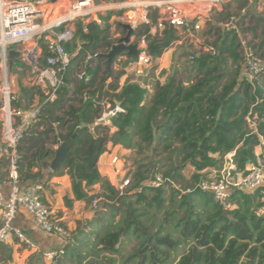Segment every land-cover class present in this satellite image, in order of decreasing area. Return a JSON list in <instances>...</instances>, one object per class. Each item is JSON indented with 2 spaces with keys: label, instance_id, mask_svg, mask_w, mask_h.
Returning <instances> with one entry per match:
<instances>
[{
  "label": "trees",
  "instance_id": "1",
  "mask_svg": "<svg viewBox=\"0 0 264 264\" xmlns=\"http://www.w3.org/2000/svg\"><path fill=\"white\" fill-rule=\"evenodd\" d=\"M108 20L109 16L100 17L102 25L77 21L74 38L64 45L65 49L72 51L79 44L81 56L107 54L112 43ZM260 27L262 46L264 24ZM224 34L215 56L201 55L187 61L198 75L195 82L184 86L168 79L163 85L157 84L147 106L142 105L147 90L135 82L127 81L119 92L117 86L105 90L104 76L108 72L106 64H98L99 59L85 70L90 77L86 86L76 78L78 66L74 59L56 98L41 106L37 120L24 131L17 148L18 178L21 183H34L49 168L57 141L71 139L82 124L88 125L73 140L68 150L71 159L54 171L68 174L75 201L90 205L92 199L98 198L104 210L110 208L109 215L94 212L98 224L90 235L95 231L98 235L84 245L88 256H108L86 264H116L122 243L129 238L134 239V251L119 264H264V217L258 214L262 208L259 190H232V209H225L213 194L198 187L206 179L201 172L221 170L228 154L233 153V174L244 172L248 162L255 161L254 148L260 143L256 134L246 132V116L256 115L258 134L264 141V79L249 84L242 77L237 40L230 33ZM148 40L147 53L155 59L170 47L174 37L166 32L161 39ZM133 61L128 58L126 64ZM13 66H18L16 61ZM85 89L90 97L83 102L80 97ZM95 98H108L111 107L114 102L121 104L123 113L110 119V127L91 129L101 112L93 102ZM42 99L40 96V103ZM110 129H114L111 134ZM154 141L157 145L152 148ZM107 144L141 154L150 148L166 154V169L157 172L163 184L159 188L150 184L156 172L143 159L145 162L134 169L130 185L122 192L116 191L96 167ZM186 165L194 170L189 179L182 173ZM33 168L38 172L33 174ZM5 176L6 173L2 178ZM95 185L100 186V192L89 196V189ZM63 201L66 208L71 207L72 200L65 197ZM71 239L72 234L68 241ZM181 245L188 246L187 252L174 262ZM92 248H97L96 252ZM69 252V256L63 252L67 261L74 259L81 264L80 260L87 258L81 255L80 247Z\"/></svg>",
  "mask_w": 264,
  "mask_h": 264
},
{
  "label": "built area",
  "instance_id": "2",
  "mask_svg": "<svg viewBox=\"0 0 264 264\" xmlns=\"http://www.w3.org/2000/svg\"><path fill=\"white\" fill-rule=\"evenodd\" d=\"M61 1L0 0V158L5 164V184L8 188L6 192L0 189V243L10 240L13 236L26 242L23 233L13 226L19 209L30 215L43 233L60 236L64 241L70 238V232L64 228L62 222L54 218L48 205L43 202L39 187L22 188L17 171V148L23 139L24 131L37 120L41 106L52 102L59 88L64 86V74L72 60L77 59V80L86 86L90 81L85 70L95 65L99 59L97 54L81 56L79 44L72 51H67L64 47L74 38L75 23L83 21L85 24L95 22L101 25L100 18H94L90 22H85L83 18L109 8L119 10L122 12L118 16L122 35H117L111 44L137 45L139 53L134 61L143 67L150 66L153 60L147 53L148 39L163 38L171 26L170 35H173L174 40L168 49L185 46L189 51L187 59L192 62L201 55H216L215 46L202 42L203 24L209 22L213 15L222 12V8L231 0H123L116 4L109 0L105 5H97L95 0H65L66 5L62 7H68L65 11L61 9ZM257 2L264 11V0ZM59 5V14L51 20V8L57 10ZM259 9L261 8L258 7L257 10ZM242 13L239 17L230 16L221 27L224 32L235 36L242 58V77L249 84H253L264 79V61L259 58L260 55L264 58V45L260 46L261 40L257 43L260 36L250 38L248 30H242L245 12ZM204 37L207 38L206 34ZM124 38H127V42H121ZM10 50L17 53L14 59L18 64L16 70L24 71L27 85L43 97L41 103L36 106L25 108L18 105L21 99L17 77L12 69H9ZM128 58L126 54H120L114 59L113 65H119ZM103 63L106 64L105 60ZM89 97L88 90H83L80 99L84 102ZM93 102L101 112L91 129L96 126H109L110 121H107V118L111 119L123 113L119 102H114L113 107L108 98H95ZM258 125L256 115L245 117L246 132L258 136L259 146L264 152V141L258 134ZM62 142L58 140L54 146L57 148ZM110 163L114 166L115 174V181L111 186L122 192L130 185L134 169L126 172L123 160L117 155L110 156ZM210 171L213 174H205V170L201 172L206 179H202L198 187L213 194L215 201L225 209H232L229 197L234 189L246 192L259 190L260 202L264 209V161H261L259 156L255 155V161L248 162L244 172L233 174L235 167L231 165L218 171ZM150 184L159 188L163 184L162 175L153 174ZM99 202L98 198L92 199L91 210L96 212ZM62 254L63 251L58 254L48 253L46 258L53 260ZM0 264L5 263L0 261Z\"/></svg>",
  "mask_w": 264,
  "mask_h": 264
},
{
  "label": "crops",
  "instance_id": "3",
  "mask_svg": "<svg viewBox=\"0 0 264 264\" xmlns=\"http://www.w3.org/2000/svg\"><path fill=\"white\" fill-rule=\"evenodd\" d=\"M172 51L173 49H167L162 53L160 57L152 60V62H154V68L151 71L152 76L150 77L152 83L149 79L145 80V77H148V74H144L142 70L145 67L136 64V62L134 61L129 62L128 64L125 63L126 67L124 65V68H120V74L118 75V77L112 76V72L118 71V65L114 64L112 72L107 71L108 74L104 76V89L107 90V88L111 86H117L116 92H119V90L127 81L135 82L147 90V96L145 97L142 105H144L146 101L150 102L155 93L156 85H163L167 81V79H164L163 74L168 73L169 69L172 66L174 67V64L171 65L172 63L170 61ZM127 60H124V62H126ZM103 62L104 60H100L98 64L101 65L103 64ZM132 64L134 66H132ZM187 67L189 66L187 65ZM16 69L17 66L16 68L15 66L12 67L13 72H16ZM189 70H192V73H196L195 68L189 67ZM133 71L136 75L134 77H139V80L137 79V81H133L132 79L128 78L129 74L133 73ZM182 84L184 86L188 85V83L185 82H183ZM23 86H25L29 91L28 93H30V95L28 96V101H31L29 107L31 105H38L40 103V96L37 95L36 92L27 85V83L25 82V78L23 81ZM30 96L31 99L29 98ZM20 99H22L21 95ZM22 105L23 107H25L24 103ZM110 125L111 124H109L108 127H110ZM113 132L114 129H110V134ZM158 134L159 133L157 132L156 137L158 136ZM156 144L157 141L155 145ZM52 148L53 150H56L55 146H53ZM105 150L106 151H104L98 157L96 161V167L101 177L106 179L112 185L115 181V174L114 166H112V164L110 163V156L118 154L121 158H126L130 153L134 151L123 149L121 146L112 147L110 144L106 145ZM254 154L259 156V159L261 161H264V152L260 146L254 148ZM232 156L233 153L228 154L229 163L227 162L226 167L230 165L234 166L231 160ZM52 158L53 155L50 157L49 163L51 162ZM1 162H3L4 164V161L0 158V163ZM123 162L125 161L123 160ZM191 170L194 171L192 167ZM205 171L207 173L210 170ZM37 172L38 168L32 169L33 174ZM192 173L190 174V176L192 175ZM4 175L5 169L0 167V189L6 192L8 188L5 184V178H2L4 177ZM184 177L185 179H189L186 176ZM21 186L23 189H27L31 186L39 187L43 202L48 205L54 218L62 222L64 228L70 232V235L72 234L73 239H71V241H64L60 236L47 235L43 233L37 228L32 217L28 215L24 210L19 209L14 217L13 226L18 228L23 233L26 242H22L13 236L10 240L0 243V261L4 262L5 264H57L60 261H65V264H78L74 259L67 261V259L63 256L64 254L57 255L53 260H49L48 258H46V254L48 253L58 254L60 251L64 252V250L67 256H69V251L71 250L72 252L78 247L81 248V255L87 256L86 259L82 261L80 260L81 264H86L90 260L96 261L94 260V258L96 257H94L93 255L88 256L84 245L85 243L94 241L95 237L98 235L96 231L92 235H90V232L94 230L95 226L98 224V221L95 219L96 217L94 216V211L91 210L90 205L87 202L74 200L71 180L68 174H66V172L56 174L51 171L50 168H48L47 170L41 172L40 177L36 178L34 183L27 181L26 183H21ZM99 192L100 186L95 185L89 189V196L98 194ZM65 197L72 200V205L70 208H66L64 206L63 200ZM104 213H107L106 210H104ZM130 239L132 240V238H129L128 240L124 241L122 243V247L124 246V244H127L129 241H131ZM66 248H68V250ZM97 248H92V252H96ZM103 256L108 255L106 253H101L99 255L100 260L103 259Z\"/></svg>",
  "mask_w": 264,
  "mask_h": 264
},
{
  "label": "rangeland",
  "instance_id": "4",
  "mask_svg": "<svg viewBox=\"0 0 264 264\" xmlns=\"http://www.w3.org/2000/svg\"><path fill=\"white\" fill-rule=\"evenodd\" d=\"M111 1L114 4H116V3H121L123 0H111ZM66 2H67V0H66ZM95 3L97 5H102V4L105 5V4L109 3V0H95ZM60 5H61L62 10H64V11L67 10L68 7L62 8V7H64V5H66L65 0H62ZM60 5L57 7L58 8L57 10L54 9L53 7L51 8V11H52L51 12V14H52L51 20H53L55 18V16L59 14ZM258 7L261 8V9H259V11L257 10ZM242 12H245V16L243 18L245 20L242 23V25H243L242 30L243 31L248 30L247 33H248L250 38L253 36H256V35L260 36V33H261V30H260L261 27L260 26H262V24H264V11H263L262 6L261 5L258 6L257 0H231L228 4H226L225 7L222 8V12L213 15L209 22H206L203 24L202 42L212 44L213 46H215L216 51H218L220 44H221V41L225 35L224 34L225 32L223 31L221 24L226 23L229 20L230 16L239 17L240 15L243 14ZM121 13L122 12H119V10H114L112 8L111 9L109 8V9H105L103 11H100L96 14L91 13V14L85 16L83 19L85 22H90V21H93L94 18L98 19L100 17L103 18V17L109 16V21L107 22V24L109 25L108 35H109L110 41L113 43L116 40L117 35L118 36L122 35L120 27H119L120 21L118 19V16ZM258 19H261L262 21L259 22V21H257ZM257 26H259V27H257ZM205 34H206L207 38L204 37ZM260 40H261L260 37L257 38V43ZM171 53H172V55H171L170 61L172 63L171 65L174 64V67L172 66L169 69L168 73H165V74L162 73L164 79L165 80L166 79L167 80L173 79L175 82H180V83L185 82L188 84L195 82V79L198 76L197 73H192V70H189V67H187V65H188L187 64V61H188L187 57L189 54L188 49L185 46H177L173 49V51ZM259 58L262 62L264 61V58L261 55ZM125 63L126 62H124V61L121 62L118 65V68H117L118 71H114V72H112L113 66H111L109 72H112V76L118 77V75L120 74V68H124ZM230 64H231V61L228 60V65H230ZM132 66H134V65L132 64ZM125 67H126V65H125ZM153 68H154V62H152L150 64V66L142 69L144 74H148V77L146 76L145 80H148V79L150 80V77L152 76L151 71ZM102 69L103 70L105 69L104 65H103ZM13 73L17 77L19 93H20L21 98H22L21 100H22V102H24L25 107L28 108L29 105L27 107V104L29 103V101H28V95H29L28 92L29 91L25 86H23V81L25 78L24 71L18 70V71L13 72ZM103 75H102V78H103ZM134 76H136V75H135V72L133 71V73L129 74L128 78L132 79L133 81H137V79L139 80V77H134ZM150 82L152 83V80H150ZM38 98H39V96H38ZM148 104H149V102L146 101V103L144 105L146 106ZM155 143H156V141L153 142L152 146H156L157 144L155 145ZM151 149L152 148L146 150L143 154L132 152L126 158L125 157L121 158L118 154H117V156H119L122 160L125 161L123 163V165H124L126 172L128 170L135 169L137 166L142 165L145 162V161H142L143 159L146 160L147 162L151 163V165L153 166V170L156 173L161 172L164 169H166L167 162H165V160H164V157L166 156V154H163L160 151L152 152ZM228 158H229L228 155L224 156L223 163H222L223 167L226 166L227 162L229 163ZM224 163H225V165H224ZM0 167L4 168L3 162L0 163ZM192 172H194V171L191 170V167L189 165H186V167L182 173L184 176L189 178V176ZM210 173L213 174L212 171H208L205 174H210ZM176 187L180 188V186H176ZM167 192L169 193L168 188H167ZM101 206H102V202L99 203V208L97 211H101L100 214H102L104 216L107 214L109 215L111 212V211H109L110 208L106 211L107 213H104V209ZM258 214L264 216V209L261 208L258 211ZM157 222H159V220ZM154 225H156V223H154ZM134 245H135V242H134V239H132L131 241H129L127 244H124V246L120 248V251L116 256V260H117L116 264H119V262L122 258L126 257L129 253L134 251ZM187 248H188V246H183V245H181L179 247V249L176 251V256L174 258L175 259L174 262H176L177 259L181 255H183L184 253L187 252ZM94 260L98 261V260H100V257H96V258H94Z\"/></svg>",
  "mask_w": 264,
  "mask_h": 264
},
{
  "label": "water",
  "instance_id": "5",
  "mask_svg": "<svg viewBox=\"0 0 264 264\" xmlns=\"http://www.w3.org/2000/svg\"><path fill=\"white\" fill-rule=\"evenodd\" d=\"M57 0H52V2H56ZM168 32L171 34L172 27H168ZM128 37V36H127ZM127 38H124L121 40V42H127ZM126 54L129 58L132 60H136L139 51L137 50V45H129L125 46L122 43H119L117 45H109V52L104 55H99L98 58L100 60H105L106 62V69L109 71L110 67L113 64L114 59L119 56L120 54ZM17 57V53L14 51L8 52V58H9V69L11 70L13 67L14 59ZM121 104L119 103V106ZM107 121H110V118L106 119ZM88 128V125L82 124L78 129H76L75 134L71 139L63 141L53 152V158L50 162L49 168L51 171H55L62 163H64L67 160L71 159V156L68 153L69 148L71 147L73 140L76 138L78 132L80 129ZM264 217V216H263Z\"/></svg>",
  "mask_w": 264,
  "mask_h": 264
},
{
  "label": "bare ground",
  "instance_id": "6",
  "mask_svg": "<svg viewBox=\"0 0 264 264\" xmlns=\"http://www.w3.org/2000/svg\"><path fill=\"white\" fill-rule=\"evenodd\" d=\"M78 13H79V12H78ZM64 16H65V17H67V15H66V14H65ZM68 16H69V15H68Z\"/></svg>",
  "mask_w": 264,
  "mask_h": 264
}]
</instances>
